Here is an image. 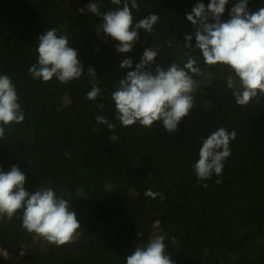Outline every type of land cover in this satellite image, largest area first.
I'll use <instances>...</instances> for the list:
<instances>
[{
	"label": "trees",
	"instance_id": "obj_1",
	"mask_svg": "<svg viewBox=\"0 0 264 264\" xmlns=\"http://www.w3.org/2000/svg\"><path fill=\"white\" fill-rule=\"evenodd\" d=\"M89 2L0 0V74L11 78L24 112L22 123L5 126L0 169L15 164L27 191L51 188L68 200L82 233L74 242L51 244L26 231L18 211L11 220L0 219V264H126V256L154 235L165 237L175 264H264V96L237 105L226 84L228 66L206 65L198 50L185 47V35L194 31L186 14L197 0H137L134 22L150 13L159 21L151 33L139 29L140 39L127 53L115 50L114 39L97 36L100 17L78 12ZM93 2L102 12L117 7L111 0ZM236 2L229 0L222 20ZM262 6L264 0H248L250 11ZM50 28L69 37L84 66L68 84L28 72L37 62L36 38ZM189 43L195 46L194 36ZM145 47L157 51L155 63L164 68L173 61L183 66L192 56L201 69L193 74L194 106L172 134L162 121L125 127L115 116L111 93ZM125 58L132 59V69L119 67ZM93 85L102 94L95 101L86 98ZM98 115L116 125V141L107 125L96 122ZM220 127L235 130L230 155L220 177L198 182L192 165L203 139ZM147 189L164 199L145 196Z\"/></svg>",
	"mask_w": 264,
	"mask_h": 264
},
{
	"label": "clouds",
	"instance_id": "obj_2",
	"mask_svg": "<svg viewBox=\"0 0 264 264\" xmlns=\"http://www.w3.org/2000/svg\"><path fill=\"white\" fill-rule=\"evenodd\" d=\"M228 2L209 0L205 5L197 0L191 12L186 14L194 31L185 35V47L198 50L206 65L220 63L228 66L231 71L226 77L227 87L232 89L235 103L244 106L258 95L264 96V6L250 11L248 0H237L228 10L229 18L224 21L222 15ZM111 3L117 7L106 12H102L100 4L93 0L77 10L86 14V9L87 13L101 18L94 31L105 42L106 37L117 41L115 50L118 53L131 52L140 39L138 30L151 33L159 16L150 13L134 22L132 10H139L137 0H111ZM193 36L194 47L189 43ZM36 39L37 62L28 68L33 79L47 82L55 77L60 83L68 84L85 72L77 50L69 46L68 36L58 35L56 28H50ZM168 46L171 47V42ZM94 50L99 51V48ZM157 54L153 47H145L134 70L128 71L119 80L111 99L116 119L122 126L138 122L152 128L155 121H162L164 130L172 134L194 106L192 93L196 82L193 74L200 75L201 69L192 56L183 66L173 61L164 68L155 63ZM119 67L132 69V59H123ZM87 71L96 75L92 66ZM101 95L100 88L93 85L86 98L95 101ZM98 107L103 108V104ZM95 119L98 124L107 125L113 131L111 141L118 139L114 123L102 115ZM23 120L24 112L18 103L16 87L8 75L0 74V138L5 136V126L19 124ZM235 136V130L229 132L220 127L203 139L198 160L192 165L198 182L209 180L213 175H222L224 161L231 152L229 144ZM25 181V174L15 164L8 171L0 169V219L11 220L22 210V216L18 217L22 221L21 226L51 244L60 246L79 238L81 223L76 212L69 207V201L58 197L51 188L41 187L29 192L24 187ZM221 182L220 179L215 181L216 184ZM201 187L207 188L208 184H201ZM144 195L164 199L163 193L151 189H147ZM164 239L163 235H154L147 243L137 245L126 256V264H175L166 251Z\"/></svg>",
	"mask_w": 264,
	"mask_h": 264
},
{
	"label": "rangeland",
	"instance_id": "obj_3",
	"mask_svg": "<svg viewBox=\"0 0 264 264\" xmlns=\"http://www.w3.org/2000/svg\"><path fill=\"white\" fill-rule=\"evenodd\" d=\"M172 61H170V63H171ZM234 212H235V210H232V212H231V214H234ZM232 221V216H230L229 217V222H231Z\"/></svg>",
	"mask_w": 264,
	"mask_h": 264
},
{
	"label": "built area",
	"instance_id": "obj_4",
	"mask_svg": "<svg viewBox=\"0 0 264 264\" xmlns=\"http://www.w3.org/2000/svg\"><path fill=\"white\" fill-rule=\"evenodd\" d=\"M1 252H2L3 254H5L4 251L1 250Z\"/></svg>",
	"mask_w": 264,
	"mask_h": 264
}]
</instances>
